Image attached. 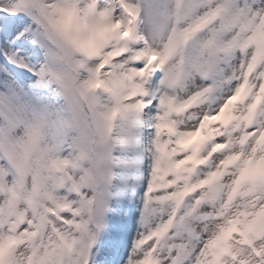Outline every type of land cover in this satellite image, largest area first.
I'll return each instance as SVG.
<instances>
[{"label": "snow or ice", "instance_id": "snow-or-ice-1", "mask_svg": "<svg viewBox=\"0 0 264 264\" xmlns=\"http://www.w3.org/2000/svg\"><path fill=\"white\" fill-rule=\"evenodd\" d=\"M0 264H264V0H0Z\"/></svg>", "mask_w": 264, "mask_h": 264}]
</instances>
